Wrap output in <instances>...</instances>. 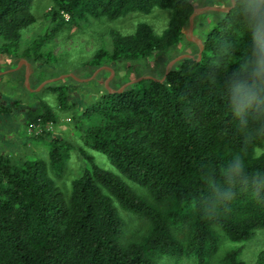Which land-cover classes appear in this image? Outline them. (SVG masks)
Returning a JSON list of instances; mask_svg holds the SVG:
<instances>
[{"label": "trees", "instance_id": "16d2710c", "mask_svg": "<svg viewBox=\"0 0 264 264\" xmlns=\"http://www.w3.org/2000/svg\"><path fill=\"white\" fill-rule=\"evenodd\" d=\"M34 1L0 0V57L24 59L36 86L47 80L38 69L76 70L42 88L54 104L0 100V113L23 115L30 139L50 144L47 159L0 145V264H210L223 242L263 232L264 0H52L46 33L20 53L39 20ZM205 6L225 9L195 14ZM155 9L169 13L162 31L109 30L83 58L47 50L67 27ZM64 119L71 132L50 129ZM73 153L85 161L69 190L57 180ZM242 250L217 264H264V249L253 262Z\"/></svg>", "mask_w": 264, "mask_h": 264}, {"label": "rangeland", "instance_id": "374dc122", "mask_svg": "<svg viewBox=\"0 0 264 264\" xmlns=\"http://www.w3.org/2000/svg\"><path fill=\"white\" fill-rule=\"evenodd\" d=\"M52 6V0H35L33 3L32 10L36 13L39 18L38 22L32 25L26 32L25 40L20 44L19 52L25 46H30L33 39L37 35H44L46 30L49 28L48 23L44 17L45 12L49 10ZM169 20V13L162 9H155L151 13H132L126 17L120 18L115 21L111 20H96L92 19L90 22H84L81 27H72L65 28L63 31H60L53 38L49 37L47 50L53 49L56 53H60L64 50H70L74 55V59L83 58L90 55L91 51L96 47L100 42L102 36H104L109 30L117 29L125 33H130L134 31L136 25L140 21H146L152 24L157 31H162L167 25ZM5 42V38L0 35V43ZM77 46H81L82 49H76ZM79 51V52H77ZM74 62V61H72ZM24 61L18 65H15V60L11 55H5V57H0V71L5 72L3 75H0V85L2 87V94H0V100L2 97H5L1 100L3 103H8L9 101H14L15 97L9 95V93H16L19 98H22L25 101H33L35 97L45 98L51 103H55V96L51 93L50 89H40V83L38 86L35 81V77H32L30 80L31 87L28 86L26 79L24 83H20L19 74L25 73V75L32 72V68ZM66 64V66L57 65L54 68L46 70L42 73V70L38 69L35 73L36 76L43 74L42 78L47 80L53 79L55 77L62 76L66 73L76 70L74 65ZM20 67V68H19ZM22 69L21 72H18L19 69ZM51 83V82H50ZM49 84V83H48ZM27 85V86H25ZM47 86V84L45 85ZM44 86V87H45ZM43 87V88H44ZM9 107V105H6ZM18 110V109H17ZM56 134L61 132H71V126L68 119H64L58 125L51 127ZM39 132V131H38ZM30 133L32 131L30 130ZM30 134L27 130L26 123L24 121L23 115H18L16 113L2 114L0 113V145L9 153L15 152L16 154H25L31 158H44L49 157L50 144L47 141H41L39 139H30ZM30 140V141H28ZM264 148H259L258 151H263ZM87 153L89 155H94L96 163L105 167L106 169L117 172V169L110 161V159L102 152L88 149ZM84 158L79 156L76 153H73L72 158L69 160L68 164L65 166V171L63 176L58 178L57 182L65 186L70 190L72 178L77 175L80 170V166L84 164ZM77 172V173H76ZM126 218L128 223L134 224L136 221L133 220L128 213H126ZM223 238H226L225 236ZM243 246L242 257L249 262H253L256 258L257 253L264 249V231L259 232L255 238L249 242H223L219 254L216 255L212 263L217 264L218 256L224 252L225 249L230 247ZM161 264H173L172 260L164 259ZM189 264V263H187ZM192 264V263H191Z\"/></svg>", "mask_w": 264, "mask_h": 264}, {"label": "water", "instance_id": "95a60500", "mask_svg": "<svg viewBox=\"0 0 264 264\" xmlns=\"http://www.w3.org/2000/svg\"><path fill=\"white\" fill-rule=\"evenodd\" d=\"M234 3H235V0H233V4H234ZM210 9H220V10H224L225 8H223V7H218V6H205V7H199V8L196 9L195 14H197V13H201V12H204V11H206V10H210ZM186 32L189 34L190 39H192V40H197V38H195V36H194V17H192L190 28H189V30L186 31ZM189 55H190V54H183V55H180V56L176 57L175 59H173V60L169 63L168 68H167V69H168L167 71H169V69L175 64L176 61H178L179 59H181V58H183V57H185V56H189ZM28 67H29V64H28ZM99 71H101V68L98 69V70L94 73V76H95L96 74H98ZM68 75H69V74H65V75H62L61 77H65V76H68ZM55 79H57V78H55ZM53 80H54V79H48V80L43 81V83H42L41 86L38 88V90L42 89L47 83H49V82H51V81H53ZM26 82L28 83V86L31 87V83H30V74H28V73H27V75H26ZM108 82H109V80H108Z\"/></svg>", "mask_w": 264, "mask_h": 264}]
</instances>
